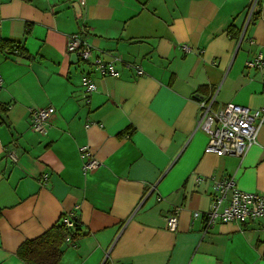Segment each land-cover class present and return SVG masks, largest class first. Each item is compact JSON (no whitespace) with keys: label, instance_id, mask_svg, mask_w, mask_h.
<instances>
[{"label":"crops","instance_id":"1","mask_svg":"<svg viewBox=\"0 0 264 264\" xmlns=\"http://www.w3.org/2000/svg\"><path fill=\"white\" fill-rule=\"evenodd\" d=\"M75 4L0 0V264H28L20 244L75 206L77 234L57 264H264V217L208 230L203 217L212 175L264 195V125L241 158L205 152L196 127L198 97L215 96V110L264 106V67L246 66L264 54V0ZM72 33L118 76L72 57ZM86 73L97 84L88 97ZM49 105L46 132H34L29 110ZM80 146L98 167L82 170ZM173 211L174 232L164 220Z\"/></svg>","mask_w":264,"mask_h":264},{"label":"built area","instance_id":"2","mask_svg":"<svg viewBox=\"0 0 264 264\" xmlns=\"http://www.w3.org/2000/svg\"><path fill=\"white\" fill-rule=\"evenodd\" d=\"M87 0H76L79 6ZM250 11V15H251ZM250 43L253 40L250 39ZM182 49L189 51L190 48L182 46ZM66 50L73 53L84 64L92 66L93 70L100 76L117 77L119 71L112 61H105L93 54L92 45L86 41L80 33H72L67 36ZM247 67L261 69L264 67V54L258 52L256 56L246 62ZM136 68V74H143V70ZM3 77L0 73V88L3 85ZM97 88L95 80L90 74H83L80 78V89L84 97H88ZM213 97H198V116L196 127L204 131L208 140L205 145V152L216 155H234L243 157L246 151L257 144L259 130L264 125V106L251 108L233 102L226 103L222 108L213 109ZM53 106L33 107L29 110L30 128L36 133H45L48 128V119L54 112ZM80 156L83 160L82 170H93L100 165V161L94 156L88 146L79 147ZM11 159L16 156L10 152ZM46 174L43 175V178ZM210 180V205L203 213L205 230L210 229L216 223H239L253 222L264 217V195L258 192H249L237 187L235 178L227 176L218 178L214 175ZM75 206L73 210L62 213V223L69 234L64 242L73 244L77 234V220ZM202 213L194 211L192 217H199ZM166 228L169 231H176L178 225V213L173 211L164 217ZM193 224V221L191 222Z\"/></svg>","mask_w":264,"mask_h":264},{"label":"trees","instance_id":"3","mask_svg":"<svg viewBox=\"0 0 264 264\" xmlns=\"http://www.w3.org/2000/svg\"><path fill=\"white\" fill-rule=\"evenodd\" d=\"M255 7L257 10L251 13L248 26L253 24L259 16L260 3L256 2ZM231 31L230 29L229 34L236 37L237 33L231 34ZM68 234L69 231L58 219L51 228L40 236L22 242L17 248L16 254L28 264H57L62 255L61 246Z\"/></svg>","mask_w":264,"mask_h":264},{"label":"water","instance_id":"4","mask_svg":"<svg viewBox=\"0 0 264 264\" xmlns=\"http://www.w3.org/2000/svg\"><path fill=\"white\" fill-rule=\"evenodd\" d=\"M75 6H76L77 11L80 12L79 5L76 3ZM72 57L76 58V55L75 54H72Z\"/></svg>","mask_w":264,"mask_h":264}]
</instances>
